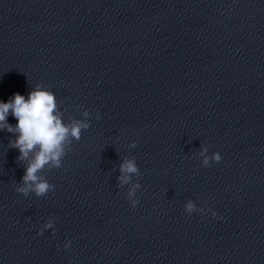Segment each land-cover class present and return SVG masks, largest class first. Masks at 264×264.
<instances>
[{"label":"clouds","instance_id":"obj_1","mask_svg":"<svg viewBox=\"0 0 264 264\" xmlns=\"http://www.w3.org/2000/svg\"><path fill=\"white\" fill-rule=\"evenodd\" d=\"M9 115L13 116L17 123L12 125L8 122ZM90 113L85 110V119H73L66 123L63 119V112L60 111L55 94L37 85L27 97L15 93L7 102L0 101V131H7L15 136L9 141L10 147L19 150L17 160L27 161L24 175L16 188V191L28 196L34 193L37 197L44 196L53 190L54 185L42 175L45 168H60L62 160L66 155L67 148L73 140L79 141L83 130L90 127L87 120ZM99 113L96 119H99ZM131 147H135L133 143ZM207 148L201 150L203 164L208 166L210 161L219 162V152L207 155ZM120 176L117 177L119 184H127L134 175L139 173V168L133 158H125L119 165ZM139 183L129 190L128 196L134 197ZM130 203L135 207L139 201L131 199ZM196 205L189 200L185 204V211L192 213L197 211ZM203 211V209H199ZM215 216L216 213L213 212ZM53 229L54 224L46 223L41 229ZM69 243L64 247L68 248Z\"/></svg>","mask_w":264,"mask_h":264}]
</instances>
